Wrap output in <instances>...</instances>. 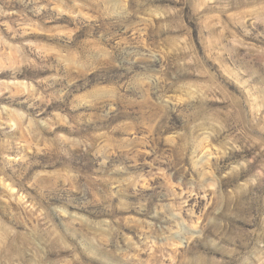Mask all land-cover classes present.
<instances>
[{"label": "rangeland", "instance_id": "374dc122", "mask_svg": "<svg viewBox=\"0 0 264 264\" xmlns=\"http://www.w3.org/2000/svg\"><path fill=\"white\" fill-rule=\"evenodd\" d=\"M264 0H0V264H262Z\"/></svg>", "mask_w": 264, "mask_h": 264}, {"label": "clouds", "instance_id": "9594fccd", "mask_svg": "<svg viewBox=\"0 0 264 264\" xmlns=\"http://www.w3.org/2000/svg\"><path fill=\"white\" fill-rule=\"evenodd\" d=\"M262 264H264V261H262Z\"/></svg>", "mask_w": 264, "mask_h": 264}]
</instances>
